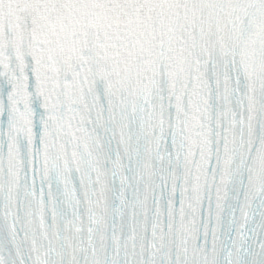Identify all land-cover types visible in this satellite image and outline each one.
Wrapping results in <instances>:
<instances>
[{
  "label": "snow or ice",
  "instance_id": "6c2138e0",
  "mask_svg": "<svg viewBox=\"0 0 264 264\" xmlns=\"http://www.w3.org/2000/svg\"><path fill=\"white\" fill-rule=\"evenodd\" d=\"M0 264H264V0H0Z\"/></svg>",
  "mask_w": 264,
  "mask_h": 264
}]
</instances>
